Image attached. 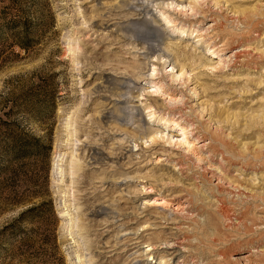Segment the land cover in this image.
<instances>
[{"label": "rangeland", "instance_id": "rangeland-1", "mask_svg": "<svg viewBox=\"0 0 264 264\" xmlns=\"http://www.w3.org/2000/svg\"><path fill=\"white\" fill-rule=\"evenodd\" d=\"M0 25V264H264V0H0Z\"/></svg>", "mask_w": 264, "mask_h": 264}, {"label": "trees", "instance_id": "trees-1", "mask_svg": "<svg viewBox=\"0 0 264 264\" xmlns=\"http://www.w3.org/2000/svg\"><path fill=\"white\" fill-rule=\"evenodd\" d=\"M6 25H7V30L9 32H13L14 34H17L16 40H20V38L24 39L25 42L28 39L30 40L31 36L30 37L28 36L31 32V30H30L31 27H30L29 22L26 23V21L17 18V19H11ZM0 27H1V25H0ZM1 33H3V32H1ZM0 35H2V34H0ZM26 36H28V37H26ZM28 41H27L26 45L21 44V47L25 50H27L31 46V45H29Z\"/></svg>", "mask_w": 264, "mask_h": 264}, {"label": "bare ground", "instance_id": "bare-ground-1", "mask_svg": "<svg viewBox=\"0 0 264 264\" xmlns=\"http://www.w3.org/2000/svg\"><path fill=\"white\" fill-rule=\"evenodd\" d=\"M184 134H187L185 131H184ZM56 169V168H55ZM61 170V169H60ZM61 173V172H60ZM59 174V173H58ZM54 175H55V173H54ZM67 213H65L64 211L62 212V214H61V217H65V215H66ZM70 218H71V216H70ZM66 219V218H65Z\"/></svg>", "mask_w": 264, "mask_h": 264}]
</instances>
